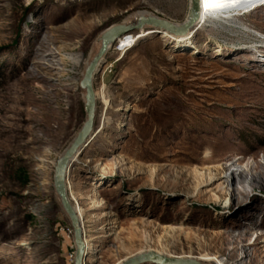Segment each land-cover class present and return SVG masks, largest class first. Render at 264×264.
<instances>
[{"label":"rangeland","instance_id":"1","mask_svg":"<svg viewBox=\"0 0 264 264\" xmlns=\"http://www.w3.org/2000/svg\"><path fill=\"white\" fill-rule=\"evenodd\" d=\"M189 4L0 0V264H72L53 178L85 121L84 65L107 28L144 12L179 29ZM207 15L184 38L127 33L134 42L119 40L99 65L92 136L66 179L71 204L84 211L85 264H118L149 247L215 255L239 231L252 236L236 264L264 260V189L243 206L209 210L200 206L222 183L195 184L223 156L243 159L229 171L248 168L254 156L264 165V5L227 20ZM48 46L54 69L39 71ZM61 48L76 68L60 65ZM251 204L255 225H232Z\"/></svg>","mask_w":264,"mask_h":264},{"label":"bare ground","instance_id":"2","mask_svg":"<svg viewBox=\"0 0 264 264\" xmlns=\"http://www.w3.org/2000/svg\"><path fill=\"white\" fill-rule=\"evenodd\" d=\"M263 2H264L263 0H238V2L237 0H198L199 16H200L199 22H202V21L205 22V20L207 19L208 13L215 14V15H219V13H221V15H223V18L222 17L221 18L227 20V18L236 17L237 14L246 13L248 11H251L252 9L254 10L256 9L255 7L258 6L257 4H259L260 6L261 3ZM216 3L222 4L224 6L222 7H207L206 6V4H216ZM136 16L137 14L130 17L129 19L125 21L124 24L134 21ZM144 33L145 32H143L142 34ZM132 39L133 37L129 38V35L128 36L126 35L124 38H120L119 40L120 41L122 40L121 41L122 45L129 46L134 42ZM99 46H100V42L95 47V50L93 52L94 56ZM40 51H41V54H46L47 58L45 60H42V63H37L36 68L39 71L42 70L43 68L46 71L53 70L54 69L53 68L54 54L52 52L51 46H48L46 48L42 47ZM66 51L68 50L65 48H61L58 50L59 52L58 55L60 56L58 61L60 65L63 68L68 67V66L71 69L76 68L79 64L78 59L75 56H71L70 54H67ZM41 57L43 58V56ZM93 57L91 56V58L87 60V62L85 63L84 71L86 67L89 65V63L92 61ZM101 101L104 104H106L103 97H101ZM42 127L45 132L47 133L49 132L50 126L48 124H44L42 125ZM232 158L233 156H223L220 158V160L217 161V163L222 164V165L220 164V167H218L217 169H213V170L204 169V170L199 171V173L196 174L197 179H195L196 180L195 184L197 186H209V185L214 186L215 183L216 184L219 182L222 183V187H219V188L216 187L215 190L210 192L208 196L209 197L208 201L204 203L202 206H200L202 209L214 210L220 206H223V205L227 206L229 204L235 207H238V206L240 207V206L245 205L248 202V200H250L251 196L249 195L255 193V191H258V190L262 191L264 189V165H261V162L257 160L256 156L253 157L252 164L248 166V168L246 167L238 171H233V170L229 171V170L231 167L242 163L243 159L234 160ZM227 161L230 163L229 166L224 164ZM227 171H229L228 176L226 175ZM239 197H242V198L244 197V198L242 201L238 202L237 199ZM221 202H222V205H221ZM74 209L76 210L77 215L83 225L84 211L79 206L74 207ZM257 212H259V208L256 207L255 209L254 204L253 205L251 204L248 210L238 214L237 216H235V218L232 217L231 219L232 225H233V222L235 223L234 224L235 226H240L243 224L247 225L245 224L247 222L249 225L252 224L254 226L255 225L254 218ZM244 225L242 226L243 227L242 229H247L246 227H244ZM251 236L252 234L247 231H239L235 233L234 235L229 234L228 237L230 239L224 242V244L223 243L221 244L222 246L217 251V254L209 255L208 253H203V254H199L197 258H193L190 254L180 256V257H173L170 255V253L165 248L159 249L158 247H149V250L146 252H154L158 255H162V256H165L171 259H192V260H195L203 264H227L229 262L236 264L241 261V260L239 261L240 253H242L244 257L247 256L244 254L246 250L245 246H247ZM84 242L86 246V252H89V249H90L89 242L90 241L84 239ZM223 258L225 259L226 263L221 260ZM252 263L253 264H264V260H260L257 257H255Z\"/></svg>","mask_w":264,"mask_h":264},{"label":"water","instance_id":"3","mask_svg":"<svg viewBox=\"0 0 264 264\" xmlns=\"http://www.w3.org/2000/svg\"><path fill=\"white\" fill-rule=\"evenodd\" d=\"M189 10L186 21L176 29L173 23L144 12L137 13L134 21L127 24L115 25L107 28L100 36V46L92 61L86 67L79 83L80 89L84 92L85 121L69 146L64 150L56 162L54 168L53 189L59 205L67 217L73 232L72 242L74 257L72 264H85L87 258L84 242L83 225L77 215L74 206L71 204L68 194L66 178L69 168L75 159L86 148L92 135L96 111V97L93 89V79L99 70V65L106 57L108 50L127 33L150 29L151 32H165L180 38L189 34V29L199 16L198 0H189ZM120 264H203L192 259H171L154 252H146L134 255Z\"/></svg>","mask_w":264,"mask_h":264},{"label":"built area","instance_id":"4","mask_svg":"<svg viewBox=\"0 0 264 264\" xmlns=\"http://www.w3.org/2000/svg\"><path fill=\"white\" fill-rule=\"evenodd\" d=\"M65 235H66L67 239L72 240L73 232H72L71 227L66 229ZM73 257H74V252L68 254V260L70 263L73 262Z\"/></svg>","mask_w":264,"mask_h":264},{"label":"snow or ice","instance_id":"5","mask_svg":"<svg viewBox=\"0 0 264 264\" xmlns=\"http://www.w3.org/2000/svg\"><path fill=\"white\" fill-rule=\"evenodd\" d=\"M237 2H238V0H237ZM206 6H207V7H222V6H224V5L219 4V3H216V4H206Z\"/></svg>","mask_w":264,"mask_h":264}]
</instances>
